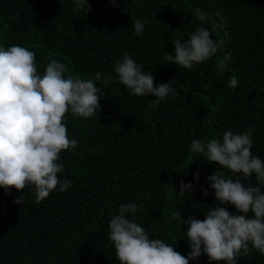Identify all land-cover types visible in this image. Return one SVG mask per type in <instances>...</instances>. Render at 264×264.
<instances>
[{
    "label": "trees",
    "instance_id": "1",
    "mask_svg": "<svg viewBox=\"0 0 264 264\" xmlns=\"http://www.w3.org/2000/svg\"><path fill=\"white\" fill-rule=\"evenodd\" d=\"M89 3L87 12L76 10L74 0H0V47L33 51L41 75L58 60L68 68L66 77L91 78L105 92L97 115L81 118L69 112L65 117L69 138L78 142L76 149L61 153L64 171L58 175L72 181L67 191L57 189L37 204L32 187L12 188L10 194L0 188V264H120L108 234L122 203L137 204L128 218L150 239H162L187 257L188 225L168 223L172 212L179 209L181 219L203 220L218 204L207 179L217 166L192 153L191 142L252 127V153L264 160V0ZM196 8L210 18L222 13L226 27L212 38L226 39L224 49L191 70L164 64V55L174 54L172 42L186 41L201 26ZM137 19L144 21L141 36L132 27ZM203 26L211 30L210 24ZM226 51L232 58L220 76L216 63ZM125 54L151 71L156 85L176 80V95L155 108V97L132 95L114 71ZM233 76L236 88L229 85ZM105 78H110L106 86ZM181 181L191 183L193 191L178 195ZM241 182L246 187L257 183L254 174L250 181L241 174ZM21 195L24 202L18 205ZM225 207L236 212L232 205ZM189 264L209 261L204 255ZM237 264H264V255L252 249Z\"/></svg>",
    "mask_w": 264,
    "mask_h": 264
},
{
    "label": "clouds",
    "instance_id": "2",
    "mask_svg": "<svg viewBox=\"0 0 264 264\" xmlns=\"http://www.w3.org/2000/svg\"><path fill=\"white\" fill-rule=\"evenodd\" d=\"M74 3L76 10H91L89 0H74ZM111 3L118 6L116 0ZM193 12L201 26L186 41L172 42L174 54L166 53L164 64L191 70L224 49L226 39L212 38L214 32L226 27L222 13L218 11L210 18L199 8ZM205 23L211 25V30L203 26ZM132 27L134 34L141 36L144 21L137 19ZM231 58V51L223 52L216 63L218 75H224ZM114 71L132 95L155 97L151 100L153 108L170 95H176V80L156 85L152 72L142 70L128 54L115 65ZM67 72L64 63L52 60L41 75L33 51L19 45L0 47V188L5 192L12 188L22 192L32 187L37 204L57 189L67 191L72 184L58 175L64 171L61 153L76 149L78 144L68 136L66 115L69 112L81 118L97 115L100 99L105 95L93 79L66 77ZM100 78L101 73L97 72L95 79ZM109 79L105 78V86ZM229 85L236 88L238 79L231 77ZM254 132L252 127L240 133L226 130L222 139L191 142L192 153L202 154L209 164L217 166V171L207 179L218 204L209 207L203 220L194 216L181 219L179 209L172 212L168 223L177 221L188 225L186 235L191 251L187 257L162 239H150L140 224L128 218V214L137 212V204L122 203L119 215L109 222L108 234L120 264H189L190 260L196 261L204 255L209 264H237V258L249 255L252 249L264 255V191L261 188L264 160L252 153ZM220 169H227L237 178H229ZM241 174L248 181L254 174L257 183L246 187L241 182ZM194 178L199 181L200 173ZM191 191L193 185L181 181L178 195ZM203 195H208L207 190ZM23 202L22 195L15 200L18 205ZM226 205L234 206L236 212L230 213Z\"/></svg>",
    "mask_w": 264,
    "mask_h": 264
}]
</instances>
